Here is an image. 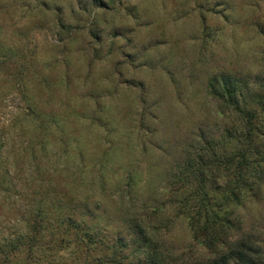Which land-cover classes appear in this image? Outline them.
<instances>
[{
  "label": "rangeland",
  "instance_id": "1",
  "mask_svg": "<svg viewBox=\"0 0 264 264\" xmlns=\"http://www.w3.org/2000/svg\"><path fill=\"white\" fill-rule=\"evenodd\" d=\"M33 220L18 263L264 252V0H0V249Z\"/></svg>",
  "mask_w": 264,
  "mask_h": 264
},
{
  "label": "trees",
  "instance_id": "2",
  "mask_svg": "<svg viewBox=\"0 0 264 264\" xmlns=\"http://www.w3.org/2000/svg\"><path fill=\"white\" fill-rule=\"evenodd\" d=\"M227 222L230 223V220L227 219ZM217 223H208L205 226V243L210 246L214 245L218 242L226 243L227 244V250L223 251L221 255L214 260L210 262H204V263H194V264H264V252L262 251L260 246H257V244L253 241H251L248 237H243L241 239L237 240H229V227L228 229L219 226V228L216 226ZM29 233L27 234H19L16 236V238H13L8 241V243L4 246L5 248L0 249V264H22L16 262V260H13V256L17 253L26 252L29 255H46V251H51L53 247H46V250L43 249V245L47 243H43L44 239V228L46 226L42 225L41 220H33L32 223L29 224ZM208 230H211L209 233ZM87 235V234H86ZM62 237V238H61ZM82 237V234H81ZM79 236V242L83 240ZM86 237V236H84ZM75 238L78 240L77 235ZM65 242L67 241L63 234L60 236L59 234L55 236L53 235V238L51 241H49L48 244L50 245H60L58 242ZM68 242V241H67ZM146 245H138L136 253L142 254L144 256L146 263L149 264H159V258L156 256V252L152 250L150 244V239L145 238ZM256 244V245H255ZM118 245V248H117ZM120 246L118 242H113L111 248V254L109 256H104L103 258H96V261H98V264H118L120 262H117V255L119 252L122 251L120 249ZM7 248V249H6ZM154 252V253H153ZM142 256H137V258H141ZM55 258H45V261L47 264H53L55 262ZM141 262V260H138ZM94 260H88L85 264H92ZM145 262V261H144ZM95 263V262H94ZM27 264V263H24Z\"/></svg>",
  "mask_w": 264,
  "mask_h": 264
}]
</instances>
